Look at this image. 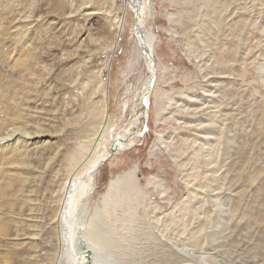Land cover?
Masks as SVG:
<instances>
[{
	"label": "rangeland",
	"instance_id": "rangeland-1",
	"mask_svg": "<svg viewBox=\"0 0 264 264\" xmlns=\"http://www.w3.org/2000/svg\"><path fill=\"white\" fill-rule=\"evenodd\" d=\"M20 1L10 3L17 9L19 22H1L0 33L8 37L7 33L21 29L29 38L35 74L12 70L8 59L0 54V77L9 84L7 90L10 86L6 92H10L9 98L15 89H21L17 111L28 121L24 127L29 130L39 121L43 130L50 132L27 135L25 154L30 162L25 171L29 182L24 186L25 194L18 193L16 204L19 206L28 195L30 205L24 204L23 211L31 212L29 218L33 217L31 221L36 224L29 233L39 234L33 240L36 247H29V264H57L60 243L51 216L68 176V157L76 146L89 148L95 139L94 147L110 155L124 128L141 111L140 96L150 75L145 60L134 55L137 48L130 13L124 17L125 30L109 72L104 70L109 57L104 46L115 38L108 26L111 18L102 15L100 9L96 14H88L90 10L85 13V3L93 9L103 1H114V18L120 16L124 0H24L18 5ZM209 1L147 0L142 22L153 37L151 53L157 67L155 87L148 96V117L139 123L134 121L129 139L115 149L113 156L108 155L90 178L91 191L82 206L87 209L81 214L85 221L112 178L130 172L143 188L146 203L138 231L141 227L148 232L146 240L153 243L141 240L135 245L140 255L130 260L133 264H264V0H211L218 7L211 14L218 22L206 17ZM239 27L243 28L237 30ZM10 45L5 43L6 47ZM76 68L81 74L70 84L73 74L69 69ZM92 74H98L102 81L100 90L107 91L111 119L100 138L97 136L103 125L90 105L101 102L102 96L98 89L95 91L97 81L89 82ZM21 82L28 86L17 85ZM82 82H87L85 87ZM187 93L199 100L196 111L179 107L187 100ZM212 112L222 117L218 140H212L209 146L215 163L206 165L207 158L202 154L207 142L200 152L196 147L203 143L200 133L213 131L214 123L210 120L204 127L198 122ZM181 116L185 119L177 120ZM145 125L146 133L135 135ZM5 127H1L3 133ZM213 133L215 137L216 131ZM163 138L168 140L165 144L161 143ZM192 142L196 143L192 146ZM178 148L179 153H174ZM192 155L198 171H190ZM212 171H217L215 183L211 181ZM194 189L197 194L187 203L184 198ZM172 205L175 220H170L161 234ZM217 227L221 237L213 239ZM196 230L199 248L188 253L189 257L180 256L184 251L180 246Z\"/></svg>",
	"mask_w": 264,
	"mask_h": 264
},
{
	"label": "bare ground",
	"instance_id": "bare-ground-1",
	"mask_svg": "<svg viewBox=\"0 0 264 264\" xmlns=\"http://www.w3.org/2000/svg\"><path fill=\"white\" fill-rule=\"evenodd\" d=\"M11 1L13 0H8V3L5 4L4 0H0V27L2 26L1 22H6V21L8 23L19 22V20L16 21L18 18L15 15L17 9L14 7L13 4L10 5ZM23 1L24 0H21L18 3V5H22ZM146 4H147V0H124L123 4L119 8L120 16H114V18L112 14V7L114 5V1H111L110 3L109 2L107 3V1H103V3L96 5V7H94L93 9H89L90 5L88 4V2L85 3L86 7L84 6L85 13H87V11L90 10L88 14H96L97 12H95V10L100 9V11L102 12L101 14L104 15L106 18H111V19L113 18L112 22L110 21L111 19L109 20L108 26L110 29H113L115 33L114 36L115 38L111 44H109L108 46L107 45L104 46L103 50L109 51V57L107 58V62L105 64L104 70L106 72H109L110 62L111 59L113 58V53L117 47V43L121 39L120 38L121 34L124 33L123 32L124 17H126L127 13H130L132 15V21H133L132 27L134 30L133 31L134 42L137 48L134 55L138 58L145 60L148 73L150 75L148 81L145 82L146 85L144 84L145 87L140 96L141 111L135 114L132 121L127 125L126 128H124L121 137H118V140H120V142L117 143V146L112 147L113 152L115 151V149L116 150L118 149L119 145L123 144L122 142H125L129 139V135L131 131L134 129V127H132L134 125V121H137V123H139L140 120H145V117L146 118L148 117V114L146 116L145 112L143 111L144 103L147 104L149 100L148 96L149 97L151 96V93L155 87V77H156L155 75H156L157 67L155 66L154 63L155 61L151 53L152 52L151 49L153 47L152 45L153 37H151L149 29H146L145 25L142 22V18L144 16L143 12L147 8ZM55 8L58 9L59 6H57L56 4ZM216 10H218V7L213 6V2L210 0L206 4V17H208L210 20H213L214 22L216 21L218 22V20L212 17L211 15L212 12ZM21 12L22 10L21 11L18 10L19 14H22ZM9 14H12V16H9ZM219 14L220 13H218V17ZM27 16L29 17V15ZM21 22L24 23V21ZM135 22L139 23L138 25L139 28H137ZM216 27H218V25ZM12 28L15 27H11V29L10 28L9 29L12 30ZM242 28L243 27H239L237 30H240ZM140 31H142V33ZM14 32L7 33V35H9L8 37L6 36L4 37V35L2 34L3 32L0 33L3 36V38H0V54H2L8 59L10 63L9 66L12 70L16 69V70H20V72L29 71L28 72L29 75H34L35 74L34 68L32 69L31 67L32 66L31 62L34 59L33 57L34 52L32 53L34 49L31 51V47L29 48V45H27L29 44L28 43L29 38L25 36V34L22 32L21 29H18V31L16 30ZM262 33L264 37V27L262 28ZM8 38H10L9 41H7ZM7 42H10L12 43V45L15 46L10 45V47H6L5 43L7 44ZM18 46L20 48H18ZM262 60L264 61V57L262 58ZM68 73L73 74V75L71 74L72 81L70 84H72L74 81H77L78 77L81 74L79 71H77V68L76 70L74 69V71L73 69H69ZM152 73L154 74L155 77H153L154 82L152 83V88L151 90H149L148 83L151 80L150 78L152 76ZM262 74H261L262 77H264V73ZM23 76L25 75L23 74ZM26 79H28V77ZM91 80L92 82L97 81L96 83L97 86L95 88V91H97L98 89L101 92V96H102L101 102L94 101L90 105V108L92 109L93 112H95L96 117L97 118L99 117L100 124L103 125V127L101 126L102 128L97 136V138L98 137L100 138L105 132L104 131L105 128L108 127L107 124L110 123L111 121L109 114L107 112V101H108L107 91L106 89L103 91L100 90L102 88V81L100 80L98 74H94V75L92 74V76L89 77V82H91ZM4 81L5 80L1 79L0 77V106L2 108L0 109V131L2 132V133L0 132L1 133L0 141L7 140L4 143L5 145L3 143L2 145L0 144V264H29V247L31 246L36 247L35 244H33L34 243L33 240L34 238L36 239V237L39 234L35 232L29 233V228H34L36 224H33L31 221L33 217L30 216L29 218V214L31 212L29 214H25L26 210L23 211L24 204L27 205L29 204L30 201L28 195L24 196L25 198L23 199V201L21 200L19 206L16 204V201L18 200V193H20V195L22 196L23 194H25L24 186L27 182H29L28 180L29 177L27 176V172L25 171V168L26 169L29 168V162H30L28 158H26L27 154H25L26 153L25 149H27L28 147L26 141L27 135L30 137L33 136L32 134L33 131L34 133L46 132L47 134L50 131L49 130L44 131L42 128L43 125L38 124L39 121L38 123H32V128H29V130L26 127H24L26 122L28 121L25 120L26 117L25 118L22 117L21 113L17 111L19 109V107H17L18 101L22 100L19 99L20 97L19 94L21 92V89L19 87L18 88L19 92H18V90L14 88L15 89L14 92L15 91L16 92L14 93L12 91L13 95L9 98L7 94H9L10 92L7 94L6 92L10 90L9 89L10 86L8 87L7 90L6 86H8L9 84H7V82H5L6 83L5 84ZM22 83L23 82L17 85H20ZM23 84L22 86H24ZM86 84L87 82H82V87H85ZM23 89L24 87L22 88V90ZM29 89H27V91ZM25 91L23 93H25ZM184 97L187 100L183 101L184 104H181L179 106L182 107V111H186V112L190 110L196 111L198 108H200L199 107L200 102L198 99H194L193 96H191L188 93ZM221 117L222 115L219 114V116H217L215 112H212L211 114L207 115V119L204 118L200 122H198L200 119L197 121L198 125H203L204 127L210 125V120H212L214 123L213 131L205 130L202 133H200L203 135L201 138L203 143H200L199 147H196L199 149L196 150L200 152L201 149L204 147L205 142H207L206 144L207 147H204L203 149L204 153L202 154L203 156H205V158L203 157L204 159L207 158L205 162L206 165L215 163L214 159L210 158L212 154L209 153L210 150L209 146L212 140L214 142L218 140L217 138L219 134L217 132V128L220 127L219 123L221 121ZM183 119H185L184 116H181L180 119L177 118V120L179 121L180 120L182 121ZM185 122L190 123L187 120ZM1 127H5L4 129L6 132L3 133ZM9 127H11V129H8ZM215 131L216 133L214 137L212 135L214 134L213 132ZM139 134L135 133V135H139ZM11 136L13 137L15 136V138L9 139V137ZM18 136L20 137L17 138ZM95 140L91 143L89 148H86L85 146L83 147V149H79L78 146H76L68 157L69 158L68 161L69 172L67 174L68 176L66 177L65 182L63 183L62 195L57 201L58 207L56 210L54 209L55 211L51 216V221L55 222L56 224L55 230L58 235L57 241L59 240L60 243V245H58L60 246V251L57 255V258L56 257L55 258L59 264H133L130 262V260L140 255V249L137 248V246L135 245H139L141 240H146V238L148 237V235H146V233L148 232L144 233L143 231H141V227L140 230L138 231V224H139L138 222L140 220L141 210L146 203V199H145L146 196H145V192L143 191V188L139 186L138 181L135 179L133 174H130V172H123L117 177L109 180L104 192L99 197V200L96 203H94V205L92 206L90 210V214L87 217L86 221L82 219L83 217L81 218V214L83 213V209L85 208L84 207L82 209V206L85 204L84 201L87 200L85 199L86 194H89V192L91 191L90 178L94 173H96L100 165L105 160L108 159V155H109L108 152L106 151L100 152L97 150V147H94ZM167 141L168 140L165 138L161 139V143L165 144ZM195 143L196 142H192L191 145L193 146ZM168 144H170V142ZM183 145H185V143ZM181 149H183V146H181ZM196 150L194 151V154H197ZM228 152L229 151L223 153L225 154V156L222 157L221 159L223 163L226 162V158H227L226 154ZM174 153H179V148L178 151ZM191 158H193L194 160H191ZM190 160L193 161L190 166V171L193 172L194 170L197 169L196 166L197 162H195L196 161L195 156L192 155L190 157ZM31 166L32 165H30V167ZM215 167L216 165H214V168ZM188 173L190 175L192 174L190 172ZM211 181L214 183L217 181V171H212ZM197 187H199V185ZM196 189H194V191L187 192V195L184 198V200L187 203L191 202L194 196L197 194L198 190ZM213 191H215V189L211 190L212 193ZM28 193L29 191H27V194ZM170 208L171 209L168 214L169 215L168 220L165 221L161 234H164L165 231L167 230L170 220L173 219L175 220V215H174L175 207L172 205ZM86 209L87 208H85V210ZM33 210H35V208L33 209L32 207L30 211L33 212ZM179 214H182V212H180ZM179 214L177 216L181 218ZM217 228L218 229L212 235L213 239H219L221 237L219 232V227ZM196 233L197 230L189 234V236L180 246V248L184 250L180 256L189 257L188 253L190 252L192 253L193 251L195 253V250L199 248V243H198V238L196 237ZM145 243H153V242L152 239H148L146 240ZM34 250H36V248ZM203 258H207V257L203 256ZM210 259L215 261V258L213 257ZM187 264L190 263L188 262Z\"/></svg>",
	"mask_w": 264,
	"mask_h": 264
},
{
	"label": "water",
	"instance_id": "water-1",
	"mask_svg": "<svg viewBox=\"0 0 264 264\" xmlns=\"http://www.w3.org/2000/svg\"><path fill=\"white\" fill-rule=\"evenodd\" d=\"M135 24L137 25V28H139V23L138 22H135ZM141 33H142V31H140ZM140 33V34H141ZM152 78H151V80H150V82H149V84H148V89L149 90H151V88H152V83H153V77H154V74L152 73V76H151ZM144 96H145V94H144ZM143 96V97H144ZM144 108H145V115L147 116V104H145L144 103ZM145 119H146V117H145ZM146 131H147V128H146V125L145 126H143V130H142V132L139 134V137H141V136H143L145 133H146ZM115 146H117V144H115ZM115 148V147H114ZM113 148V149H114ZM116 153V151H114V152H111V156H113V154H115Z\"/></svg>",
	"mask_w": 264,
	"mask_h": 264
}]
</instances>
